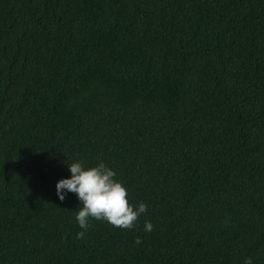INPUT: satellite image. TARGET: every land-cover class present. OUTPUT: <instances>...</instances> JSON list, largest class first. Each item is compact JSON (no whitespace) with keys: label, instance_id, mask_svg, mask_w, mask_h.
<instances>
[{"label":"trees","instance_id":"trees-1","mask_svg":"<svg viewBox=\"0 0 264 264\" xmlns=\"http://www.w3.org/2000/svg\"><path fill=\"white\" fill-rule=\"evenodd\" d=\"M75 161L147 206L133 228L76 238L81 202L55 187ZM247 258L264 264V0H0V264Z\"/></svg>","mask_w":264,"mask_h":264},{"label":"clouds","instance_id":"clouds-1","mask_svg":"<svg viewBox=\"0 0 264 264\" xmlns=\"http://www.w3.org/2000/svg\"><path fill=\"white\" fill-rule=\"evenodd\" d=\"M71 178H63L56 182V193L63 201L65 192L75 193L81 202L76 212V221L82 231L76 233L77 239H83L85 232L92 226L90 219L104 220L112 226L122 229H131L141 214L147 211L144 203L133 208L128 202V193L121 182L114 179L116 173L103 161L93 167L85 168L81 162L75 161L68 165ZM146 232L153 230L150 221H145ZM136 244L142 243L137 237ZM244 264H252L247 258Z\"/></svg>","mask_w":264,"mask_h":264}]
</instances>
